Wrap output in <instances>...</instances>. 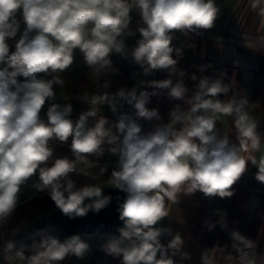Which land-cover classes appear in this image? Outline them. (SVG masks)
Instances as JSON below:
<instances>
[{
	"label": "clouds",
	"instance_id": "obj_1",
	"mask_svg": "<svg viewBox=\"0 0 264 264\" xmlns=\"http://www.w3.org/2000/svg\"><path fill=\"white\" fill-rule=\"evenodd\" d=\"M257 3L259 0H255L253 7ZM133 7L139 9L146 25L139 29L142 40L133 52L137 63L147 65L144 67L146 74L176 64L171 55V32L209 29L218 11L214 0H0V65H6L0 67V218L13 210L20 185L38 169L42 184L37 187L50 188L51 200L70 219L84 217L89 211L98 213L109 204L111 197L103 195L101 187H76L69 174L77 169L69 159L57 158L50 167H41L53 154L48 146L52 138L66 142L72 137L71 149L75 154H92L100 149L106 137L108 143L114 142L116 137L105 128L107 120L104 118L94 127L86 128L88 118L97 115L96 110L82 113L74 123L69 118L70 104L61 108L52 103L47 110V123L43 122L40 112L46 100L54 98L52 85L63 81L58 77L49 81L38 79L37 74L66 70L73 63L76 48L83 52L88 65L101 62L107 65L109 53L113 49L122 50L117 37L128 28ZM21 19L26 27L16 43L15 52L9 54L6 39L14 38L20 31ZM33 30L37 34L29 38ZM151 84L169 88L172 81L165 79ZM199 88L206 89L203 95L208 97L228 91L219 80L209 85L207 78L200 81ZM185 92L182 82L170 87V95L174 98H183ZM117 95L129 104L135 101L138 116L151 119L157 115L155 110L145 107L148 92H141L137 97L135 89L127 94L121 89ZM194 99L196 103L191 113L201 109L224 115L237 112L235 126L240 133L241 148L247 151L249 141L252 149L258 148L256 125L246 113H241L240 107L234 109L232 103L202 99L200 93ZM105 102L111 104L107 95L91 100L94 105ZM112 107L114 110L115 105ZM187 121L188 125L172 138L166 131L159 130L141 137L140 127L135 122L126 123L123 117L117 125L118 131L124 133L123 146L120 170L112 173L111 183L127 193L120 205V219L125 221L120 231L125 238H141L139 246L130 250L111 248L114 253L122 251L123 264H173L172 259L165 258V250L158 239L161 231L152 227L168 215L165 199L175 202L185 184L188 192L199 189L208 196L231 197L230 189L245 172V158L229 148L226 138L217 140L213 134V117L188 116ZM255 178L264 183V159L260 161ZM232 235L248 247L252 246L239 233ZM49 240L45 250L31 256L29 264L61 261L69 251L81 257L88 247L79 236H72L66 245L59 244L53 237ZM180 244L177 236L168 247L175 249ZM12 247L11 243L7 245L8 249ZM17 255L24 258L22 252Z\"/></svg>",
	"mask_w": 264,
	"mask_h": 264
},
{
	"label": "crops",
	"instance_id": "obj_2",
	"mask_svg": "<svg viewBox=\"0 0 264 264\" xmlns=\"http://www.w3.org/2000/svg\"><path fill=\"white\" fill-rule=\"evenodd\" d=\"M254 2L214 0L218 11L213 26L205 29L196 41L171 42V55L176 64L169 69H156L146 74L144 67L147 65L137 63L133 55L140 41L125 29L117 37L122 50L117 52L113 49L106 57L107 65L102 62L88 65L83 52L76 48L73 50V63L66 70L37 74L38 79L49 81L58 77L63 81L62 84L53 83L54 98L46 100L41 112L47 111L52 103L59 104L61 108L70 104V114L80 116L88 111L92 97L110 92L111 104H100V118L107 120L105 126L110 129V135L116 137L112 145L119 155L124 133L118 131L117 125L122 117L126 123L135 122L140 127L141 137L159 130L166 131L172 138L174 133L188 125V116H205L215 120L213 134L216 139L226 138L229 148L245 158V172L230 189L231 197L208 196L199 189L188 192L185 184L177 193L175 202L165 199L168 215L152 227L161 231L158 239L165 250V258L172 259L173 264H264V183L255 178L260 161L264 159V15H261L264 0H259L256 7H253ZM25 27L21 19L20 31L14 38L6 39L9 54L15 52ZM36 34L33 30L29 38ZM205 78L209 85L219 80L228 91L216 97L203 95L206 89H200L199 84ZM165 79L172 81L171 86L183 83L186 88L183 98L172 97L171 86L157 88L151 84ZM121 89L126 94L135 89L137 97L141 92H148L145 107L149 111L155 110L157 115L151 119L138 116L135 101L129 104L117 95ZM197 93L202 99L232 103L234 109L240 107L241 113H246L256 125L258 148L252 149L250 141L247 151L241 148L240 133L235 126L237 112L224 115L201 109L191 113ZM112 104L115 105L114 110ZM32 197L28 185L22 183L14 208ZM234 232L251 242L252 246L236 240L232 235ZM177 236L181 244L178 248H169ZM70 238H59V244L66 245ZM80 241L88 246L81 257L69 251L63 260L51 261L50 264H123L122 251L114 253L111 248L130 250L139 246L141 238L133 236L128 239L120 234L82 237ZM47 246L34 243L27 248L35 255ZM157 258H160V253Z\"/></svg>",
	"mask_w": 264,
	"mask_h": 264
},
{
	"label": "built area",
	"instance_id": "obj_3",
	"mask_svg": "<svg viewBox=\"0 0 264 264\" xmlns=\"http://www.w3.org/2000/svg\"><path fill=\"white\" fill-rule=\"evenodd\" d=\"M130 23L128 24L127 30L133 35L134 39L141 41L142 36L140 35V28L146 27L144 24L140 14L139 9L137 7H133L130 12ZM205 29H192V30H174L170 33L172 36L171 42H177L180 40L183 41H196L204 34ZM107 95L110 98L111 93L106 92L96 96ZM95 97V96H94ZM93 98V97H92ZM90 99L89 110H96L97 115L95 117H89L86 123V128H92L95 126L96 122L100 119V104H92ZM40 118L43 122L47 123V111L40 112ZM70 119L75 123L78 121L79 116L76 114H70ZM106 129L108 127L105 126ZM71 141L72 137H69L68 141L61 142L56 138H52L49 140L48 146L52 149V156L49 158L47 162L41 165V167H50L55 159L57 158H67L70 161L74 162L75 167L78 171H84L88 169H93L95 167L102 166H112V165H120V155L116 152H113L112 149L114 146L112 143H108V137L105 138V142L102 143L100 149L96 153L92 154H75L71 149ZM74 172V173H76ZM74 173H70L72 175ZM24 184H30L33 187L32 196L47 194L50 192V188L46 187H37V185H41L42 182L39 179V169L36 173H34L31 177H29ZM23 253L24 258L21 259L17 253ZM34 255V252L31 249H28L25 246H20L15 252L8 253V251L0 248V264H29V260L31 256ZM7 257V259H5Z\"/></svg>",
	"mask_w": 264,
	"mask_h": 264
},
{
	"label": "trees",
	"instance_id": "obj_4",
	"mask_svg": "<svg viewBox=\"0 0 264 264\" xmlns=\"http://www.w3.org/2000/svg\"><path fill=\"white\" fill-rule=\"evenodd\" d=\"M102 169L103 171H101ZM119 170L120 165L95 167L93 169L78 171L70 175V178L75 181L76 185L80 184L81 187L84 185H92L98 187L113 185L111 183L112 173ZM54 209H57V207L51 200L50 195L44 194L33 196L27 201L17 205L10 213L4 216V219L0 224V248L13 253L21 246L22 243H42L49 245V237H56L48 234L45 231H40L33 228L25 231H20L15 234H10L9 231L20 224L25 216H28L27 214L35 213L38 214L37 218H42ZM47 210H49V212H47ZM9 243L13 245L11 249L7 248V245Z\"/></svg>",
	"mask_w": 264,
	"mask_h": 264
},
{
	"label": "water",
	"instance_id": "obj_5",
	"mask_svg": "<svg viewBox=\"0 0 264 264\" xmlns=\"http://www.w3.org/2000/svg\"><path fill=\"white\" fill-rule=\"evenodd\" d=\"M103 195L111 197L109 204L98 213L89 211L84 217L70 219L58 208L33 222L36 230L45 231L58 238H69L73 235L118 236L125 227L120 219V205L126 200L127 193L114 185L100 186ZM88 201L86 200L85 203Z\"/></svg>",
	"mask_w": 264,
	"mask_h": 264
},
{
	"label": "rangeland",
	"instance_id": "obj_6",
	"mask_svg": "<svg viewBox=\"0 0 264 264\" xmlns=\"http://www.w3.org/2000/svg\"><path fill=\"white\" fill-rule=\"evenodd\" d=\"M28 185V184H27ZM85 186V185H84ZM29 187V192L33 194V187L32 185H28ZM77 188H80V184L76 185ZM44 195H50V192ZM53 207V206H51ZM46 212V211H45ZM47 212H49V210H47ZM28 216H25V218L23 219V221L18 224L16 227L12 228L9 232L10 234H15L17 232L20 231H25V230H29L31 228H33L32 224L34 221H36L38 217V214L32 213V214H27ZM4 219V217L2 218V220ZM2 220L0 221V224L2 222ZM34 229V228H33ZM122 235V234H121ZM73 236H79L80 238H87V237H98V236H104V235H82V234H77V235H73ZM72 237V236H71ZM31 244H26V243H22L21 246H25V247H30Z\"/></svg>",
	"mask_w": 264,
	"mask_h": 264
}]
</instances>
